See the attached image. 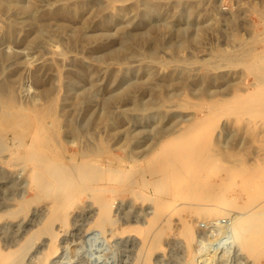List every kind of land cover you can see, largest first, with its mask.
I'll list each match as a JSON object with an SVG mask.
<instances>
[{
	"label": "bare ground",
	"instance_id": "bare-ground-1",
	"mask_svg": "<svg viewBox=\"0 0 264 264\" xmlns=\"http://www.w3.org/2000/svg\"><path fill=\"white\" fill-rule=\"evenodd\" d=\"M193 4L188 0H173L169 6L176 16L185 13L184 15L193 18L196 14V5L194 7ZM161 5L159 0H0V14L9 17L3 24L4 27H1L6 40L15 32L16 35H21L23 41H20L25 42L31 49L49 45L48 43L54 40H63L66 50L80 47L83 55H86L84 57L95 59L97 64L91 63L94 71L100 65L97 55L102 52L99 58L105 62V71L111 78V82L107 81L110 85L102 88L97 78L90 75L94 74V71L85 68L91 77L86 85L88 87L89 83V87H80L76 84L82 89H77L79 92L72 90L75 92L72 93L71 87L76 89V76L86 74L85 69L83 70L85 64L79 60L80 58H75L78 61L75 63L74 59L73 66H76V70L74 67L70 74L67 72L61 74V70H58L57 77L53 79L57 86L52 87L43 83L44 85L38 87L36 98L27 102L18 100L12 86L7 85L10 80L6 84L4 81L0 82V154L7 152V162L5 160L3 162L7 163L9 168H19L25 172L23 186L20 187L17 196L1 205L0 232L12 228L16 231H31L30 235H25L27 237L17 248L6 252L0 250V264H22L34 240L41 235H47L49 238L47 249L45 248L46 251L41 257L42 263L45 262L47 257L57 250L54 223H59L61 231L69 227L73 216L81 210L79 201L81 195L86 196L89 204H94L98 192L100 196L101 193H110L111 197H114L119 196L125 188L133 200L147 206L145 217L143 216L145 225L131 227L133 228L131 231L137 233L141 245L133 264H152L151 257L158 251L161 233L168 222L171 227H176L183 238L188 253L187 264L192 262L194 264L193 252L190 253V249L194 247L196 229H199L201 221L208 218L209 223H212L211 225L214 223L216 227L221 222L226 223L222 229L229 235V239L237 240V245L248 264H264V33H261L264 30V22H261L262 35L258 33L260 38L254 42L255 45L260 43V49L255 45L251 48L247 46L239 57L229 53L222 58L229 68L239 67L242 88L233 91L229 98L221 99L220 96H215L220 97L216 100L210 96V100L213 99L211 102L209 99L199 98L200 102L191 103L194 101L190 102L189 98L173 100V92L174 94L182 92L190 86L188 73L181 71L183 68H179L180 70L176 68L159 80H155L149 62L140 63L137 68H132V71L135 72L136 69L140 76L133 74L138 77L135 78L130 75V80L127 77L124 80V73L128 68H114L115 64L121 65L120 62L125 61L127 57L154 59L159 47L176 52L181 47L197 42L198 31L187 27L174 30V34L180 37L179 40L164 38L165 31L167 34L170 33L171 24L165 19L162 22L153 20L156 15L162 17ZM261 15L259 17L264 16ZM137 25L139 29H132ZM113 27L115 28L111 31L114 32L110 33ZM28 31L32 32L30 38L25 35L29 34ZM19 35L17 40L20 39ZM114 41H118V44L113 43ZM110 43L117 47H109ZM59 51L51 53L50 61L42 65L46 68L59 66L53 61L55 58L67 59L66 52ZM21 55L13 51L0 52V72L5 71L4 64L8 60H20ZM86 64L88 65L87 61ZM128 71L129 74L133 73L130 72L131 68ZM86 78L87 76L83 79ZM249 78L251 82L248 81ZM202 87L204 88V85ZM100 89L105 91L98 100L100 109L95 114L90 115L89 112L92 116L90 121L79 125L72 116H67L61 126L58 117L66 113L67 107L75 111L81 104L97 101L94 100L97 98L95 92ZM58 90L64 92L60 94ZM146 91L148 101L143 99V93ZM201 92L207 93L206 89H202ZM124 101L130 105L127 109L130 111L126 113L123 112ZM112 105H119L121 108L122 112H119L118 118L110 111ZM171 107L179 110L170 112L167 109ZM187 109L200 112L201 117H194L195 112L192 111L184 114L182 111ZM144 112L149 113V116L152 114L156 122L151 123L150 127L145 125V121L138 126L140 124L138 122L139 124L135 123L138 124L136 127L127 130L126 146L123 149L125 156L114 154L112 152L114 146H109L107 141L94 140L93 143H84L81 147L76 143V138L83 133V127L85 125L88 127V124L94 125L97 121L105 124L104 127L109 129L111 135L116 133L119 142L123 136L122 134L121 137L118 136L119 133L116 132L120 127V115H125V118L132 122L131 120ZM131 113L138 116L131 117ZM221 116H225L226 120L220 122ZM231 125L237 127L239 131L247 130L254 136L257 153L252 157L253 161L250 159L252 156L250 151L243 153L240 150L236 151V148L230 149L228 145L221 144L217 137L213 138L215 134L220 135L224 132L231 135L232 131L226 130ZM60 127L72 137L70 146L75 149L78 145V150L70 151L72 153L55 150L54 146L60 139ZM146 128L149 129L148 133ZM7 134L13 135L14 145L11 147L5 143ZM243 139L239 137L235 140L240 145ZM120 147L115 148L121 150ZM125 164L130 166L129 169L123 167ZM131 171L134 174L121 186L122 190L115 191L113 187H108L113 184L112 182L120 183L123 175ZM246 172L252 174L240 178L242 173ZM229 190L231 194L228 193ZM241 193L245 195V200L241 198ZM98 199L102 200L101 197ZM240 199L241 202H237ZM99 201H96L97 206ZM177 205L180 207L175 208ZM182 208L185 209L190 222L178 214L184 211ZM171 209L173 211L176 209V214L171 212ZM91 213L92 221L87 226L88 231L99 232L108 224L110 233L119 232L118 229L114 230L116 223L109 214L107 204L99 205L96 211L93 210ZM37 217L38 224L34 223ZM259 221L263 223L260 230L258 227L254 228Z\"/></svg>",
	"mask_w": 264,
	"mask_h": 264
},
{
	"label": "rangeland",
	"instance_id": "rangeland-1",
	"mask_svg": "<svg viewBox=\"0 0 264 264\" xmlns=\"http://www.w3.org/2000/svg\"><path fill=\"white\" fill-rule=\"evenodd\" d=\"M22 1H25V0H22ZM159 1L162 4L161 6H163L160 9V12L162 11L160 13L162 14V17L161 15H156L155 19H153V17L152 19L154 20V22H160V21L162 22L165 19V21L168 20L167 22L171 24V26L169 27L170 33L167 34V32L165 31L163 34L164 38L169 37L173 40H177V39L179 40L180 37L174 34L175 32L174 30L187 27L190 30L195 28L194 31H198L197 33L198 40L197 42H192L191 44H188L185 47H181L182 49L180 48L176 52H172L164 47H159L154 59H145V58L139 59L137 57L135 59V57L133 58L127 57L125 61L122 60L123 64L121 61L120 62L121 65L120 64L114 65V68L116 69L128 68L125 70L124 80H126L127 78L128 80H130L129 78L130 75L132 77H135L133 76V74H137V76L139 77L140 75L138 72H136V69H135V72L132 70L134 68H137L140 63L149 62L151 70L153 74L155 75V80L162 79L167 74L169 75L171 72L176 70V68H178V70L183 68L181 69V71L184 70L182 71V73L189 74V76L187 74L188 81L190 84V86H188L189 90L187 88V89L182 90V92H175V94L173 92L172 93L173 100L181 101L182 99L189 98L190 102L191 100L194 101L191 103H195V102L198 103L200 102L201 99L206 98L210 100L211 98L210 96H212V98L216 100L220 99V97L221 99H225L226 97L227 98L231 97L233 94V91L235 92L237 89L242 88L243 85L240 83V78L242 77L241 76L242 74H239L238 72L239 67L235 69L232 67L229 68L227 66V63H225L222 60V58L225 56V54L227 55L229 53H234L236 57H239L243 51H245L248 47L251 48V46L255 45V43L259 40L260 36L262 35L260 34V31L263 30L262 29L263 24H261V22L262 23L264 22L263 21L264 16H262L264 15V0H188L189 2L191 1V4L194 3L193 4L194 7L196 5L195 7L196 14L195 16H193V18L192 16L189 17V15L187 14L184 15L185 13L180 14L179 15L180 17L176 16V13L173 12L169 6V4L173 0H159ZM170 13L173 14L172 17ZM174 14H175V17H174ZM260 14H262L261 16L263 17V19H261L262 17H259ZM3 16H4L3 14H0V32L1 33L3 32L1 31L3 30L1 29V27L3 28L4 27L3 24H5V22H7L9 19V17L7 18L6 16L4 17ZM152 19L150 20L153 21ZM60 20L61 18L58 19V21ZM198 25H203V26L199 28L197 27ZM137 26L132 27V29H139V25ZM114 28L115 27L111 28L109 32L113 33L114 31L112 32L111 30ZM1 33H0V52L12 53L13 51L16 53H20V55L22 53L21 59L20 58L19 59L21 60L23 64L22 63L20 64V60L18 59H13L16 62L19 61V63L17 62L18 64L14 63V61L10 59L11 61L8 60L4 64L5 71L3 72L1 71L2 74L0 72V82L4 81L6 84V82L10 80L9 83H7V85L9 84V86L10 85L12 86L10 87L14 90L20 102H27V101H30L31 99L32 100L35 99L39 91V88L44 84H48L52 87L57 86V83L55 84V82H53V79L57 77V74H56L57 71L61 70L60 71L61 74H66V72L72 73L73 72L72 70L74 69V67H75L74 70H76V66H73L74 62L75 61H76L75 63L78 62L77 59L75 58H78V59L80 58L79 60H81L85 64V65L83 64L85 66L83 70L85 68H89L88 70L93 72L94 68L93 66H91V63H94L95 65L97 64L96 61H94L95 59L92 60L90 58L84 57L86 55H83L80 47L78 48L76 47L72 50L70 49L66 50L64 47L63 40L62 41L54 40V41L49 42L48 43L49 45L46 44L43 47L38 46L40 48L36 47L34 49L33 48L31 49L27 47L25 42H22L23 40L22 38H20L21 35H19L18 33L17 34L19 35V38H20L19 40L16 39L18 35H16V33L14 32L11 38H7L9 41L6 40V38L3 36V33L1 36ZM28 33L29 34H25L26 37L29 36L30 38V34L32 37V32L28 31ZM258 33L260 34V36ZM261 33H264V30ZM256 35L259 37H257ZM14 36L15 38H13ZM117 42L118 41H114L113 43H117ZM113 43H110L109 47L110 46L111 48L117 47ZM255 46L257 49L261 48L260 43ZM54 49L57 51H55ZM59 50L62 52L63 51L66 52L65 54L67 55V59L62 60L61 58H58V57L55 58V60L53 61L57 62L59 66H53V68H48V66L46 68L45 66L42 65V64H45L46 61L47 62L50 61L51 53H57ZM79 50L83 56L81 55ZM100 53H98L97 55V59H99L100 61L98 63L100 65H98L99 67L97 66L98 67L97 70H96L97 67L95 68L96 71H94V74L90 72L91 73L90 75H93L95 79L97 78V82L99 86H101L102 88H106L110 85L111 78L109 77L110 75L105 71V68H104L105 62L102 59L100 60L101 58L100 55H102V52ZM94 56H95L94 58H96V54ZM69 57L70 59H68ZM219 57L222 61L219 59ZM86 61L88 62L89 66L86 64ZM130 68H131L130 72H133L132 74L131 73L129 74L128 70ZM90 69H93V70H90ZM88 70L86 69L84 70V72H86L85 75L81 74L79 76H76L77 77L75 79L76 89L75 88L72 89L71 87L70 91L72 93H75L76 91H78L77 89L81 90L82 88L80 87L82 86H84L85 88L87 87L86 86L87 82H89L91 78L88 75L89 73ZM105 72L107 74H105ZM80 76H81V79H80ZM84 76L85 77L87 76V78L83 79L85 78ZM137 76L135 78H138ZM209 78H210V81H209ZM37 79H39V82L37 81ZM77 79H79V81H77ZM107 81H110V82H107ZM248 81L251 82L250 78L248 79ZM202 82H204V84ZM76 84L80 87H78ZM197 84L200 87H198ZM206 84L208 87L206 86ZM229 84L231 85L229 86ZM203 85H204V88L202 87ZM88 87H89V83H88ZM197 87L198 89H195ZM199 89L200 91H197ZM202 89L204 90L206 89L207 93L203 94L201 92ZM72 90H74L75 92ZM103 91H104L103 89L96 91L99 94L95 92V96H97V98L95 97L94 100H97V101L95 102L93 101L88 104L84 103L85 105L81 104L80 105L81 107L79 106L78 109H75V111H73L74 109H72L71 107H67V105H64L65 108L67 107L65 109L66 113L58 117V121H60L59 123L61 124V126L65 123L64 121L67 118V116L68 117L72 116L75 122L79 125L83 124L85 121L86 122L90 121L92 118V116L90 115L93 113L95 114L100 109L98 100L101 98V96L104 95L105 91L104 92ZM58 92L61 94L64 91L61 92L58 90ZM58 92L56 91V93ZM215 96L216 97L220 96V97L216 98ZM147 97H148V92L146 91L143 93V99L145 101H148L149 98ZM199 98L201 99L199 100ZM211 101H213V99L210 100V102ZM173 102L174 101H172V104H174ZM89 104L91 105L89 106ZM122 104L121 105L124 107V108L122 107L123 112L124 113L129 112L130 110H127L130 108V105L128 104V102L126 101L125 103L124 101L122 102ZM119 107H120L119 105L117 106L112 105L110 108L111 113L114 116H116V118H118L117 115H119V112L121 111V108ZM162 110L165 113V108H163ZM167 110L170 112H175L177 108L171 107ZM191 111H192L191 109L189 110L187 109L182 112H184V114H187ZM89 112H90V115H89ZM148 112L151 113L153 111H148ZM193 112H195L193 114L194 117H198V116L201 117L200 112L192 111V113ZM148 114L149 113L144 112L143 114L139 115L140 116L139 118L138 115H136L138 116L136 117V116H133V113H131V117H136L134 118V120H131L132 122L127 120L125 118V115L124 116L120 115V120H121L120 127H119V130L117 129L116 132L119 133L118 136L119 135L120 137L122 135L123 136H122L121 141L119 142L117 139V134L114 133L113 135H111L108 132L109 129L104 127L105 124L103 125V123L99 121H97L96 124L94 125L88 124V127L87 125H85L83 127L84 129L83 133L76 138L78 142L76 141V139L75 141L79 145V147L84 145V143L91 144L94 142V140L107 141L106 143L109 146H114V148L121 146L120 148L122 152L121 150H116V148L115 149L112 148V152L114 154H117L119 156H125V152L123 155V149H125V146H126L125 136H126L127 130L129 128L133 129V126L138 125L139 123L140 124L138 126H140L144 121H145L144 122L145 125L146 124L149 125L147 127H150L151 123L153 124L156 122L155 118L151 116L152 114L150 115L151 117ZM224 117L225 116H221L220 119L218 118L219 121L220 122L225 121L226 117L225 118ZM148 118H153L154 120L148 119ZM229 121L231 120L229 119ZM135 123H138V124H135ZM236 128L237 127L233 125L228 126L226 130L232 131L234 134L231 132V135H229V133L224 132V133H221L220 135L215 134L213 138L217 137L221 144L223 143L224 145H228L230 149L236 148L235 149L236 151L240 150L243 153L251 152L252 156L250 157V159L251 161H253L252 157H254V154L257 153L256 151L257 144L255 143L256 140L254 139V136L250 135V133H248L247 130L239 131ZM63 130L64 129L60 127V131H61L60 139L57 145L54 146L55 150L60 151V152H67V153H72L70 151L78 150V145H77V148L75 149L70 146V141L72 140L71 139L72 137L69 134H67L66 131L63 132ZM147 130L149 129L146 128V131ZM236 131L239 133H237ZM239 137H242V139L244 138L242 143H240V145L239 143H236V140H235ZM5 139H7L5 140V143L8 146L11 147L14 145V139H13L12 134H7ZM245 150L247 152H244ZM242 152L240 153L242 154ZM7 159H8L7 152L0 154V203H1L0 209H1V205L7 202V200L15 198L17 196L18 191L23 186L22 182L25 177V172L23 170L21 171L19 168L17 169L9 168L10 166L7 163H5L7 162L6 161ZM4 160L5 162H3ZM126 165L127 164H125V166L123 167H127L129 169L130 166L129 165L126 166ZM133 174L134 173L132 171L126 172L123 175L122 177L123 179L120 183L112 182L113 184L109 185L108 187H113L115 191H120V189L122 190L121 186L123 184H126L127 180L131 176H133ZM250 174L252 173H247V172L242 173L240 178H246L248 177L247 175L250 176ZM124 190L125 191L123 192L121 191L119 193V196L111 197L110 193H101V196H100L98 192L97 197H96V201H99L98 199L99 197H101L102 199L100 201H102L103 203L99 201L100 202V203L98 202L99 205L107 204L109 206V214H111V217H113L114 222L116 223L114 226L115 227L114 230L115 229L119 230V232L115 231L117 234L116 233L114 234V232H113L114 235L110 233L111 229L108 224H106L105 228L100 230L99 232L98 231L91 232L87 230V226L89 225L90 221H92L91 212L93 210L96 211V208L99 207V205L98 206L96 205L97 204L96 201L94 204H89L86 196L81 195L79 199L80 204H81V210L78 213H76L75 216H73L72 223L68 225L69 227L64 231H61V228H60L61 226H58L59 223L57 222L54 223V233H56L55 243L57 246L56 252L48 256L46 261L42 263L41 257L43 256L44 252L47 249L46 247L47 240L49 238L47 235L38 236L36 240H34L35 242L32 245V248L28 252V255L26 256L22 264H133L138 252L141 249L140 247L141 245L139 244L140 240H139L137 233L135 231H131L133 229L131 227L132 226L143 227L145 225L144 224V219H145L144 217H145V210H146L145 207L147 206L146 204H141L137 200H133L132 196L127 191V189L125 188ZM228 193L231 194V190H229ZM240 195L242 196L241 198L245 200V195L243 193H241ZM228 196L230 195L228 194ZM237 202H241V199L237 200ZM178 206L179 205H177L175 208H178ZM175 210L173 211L171 209V212H174L176 214ZM184 211H180V213L178 214L181 217H184V219L187 222H190V219L187 216L186 211L185 212ZM143 212H144V215H143ZM177 212H178V209H177ZM170 214H173V213H170ZM38 220L39 219L37 217L34 223L38 224ZM202 222L209 223L210 219L208 218L207 220L201 221L199 229L198 230L196 229L195 241L193 243L194 247L190 249V253L193 252L194 259L192 260L195 261L194 264H248V262H246L245 260V256L243 255V252L237 245V240L229 239L228 237L229 235H227V233H225V231L222 229L224 228L226 224L225 222H221L219 225H217V227L215 226L214 223L213 225H211L212 223L204 225L206 223H202ZM168 223L166 224L170 226V224ZM166 224L164 227L165 229H163V232L161 233V240H160L158 251L157 253L153 254V256L151 257V260H152L151 263L152 264H187L188 253H186L187 251L185 249L186 247L184 245L183 238H181L180 233L176 229V227H173V226L169 227V226H166ZM262 225L263 223L259 221L256 223L254 228L257 229L258 227V229L260 230L262 228ZM218 226L219 227L221 226L220 227L221 229L218 228ZM19 231H16L15 228H12V230H3L0 232V250L1 251L6 252L8 250H13L17 248V246L21 244L20 242L23 241L24 238H26L31 233V231H28L29 233L24 232L22 230H19ZM11 232L13 234H11ZM219 232H220V235H219ZM223 232H224V235L222 236ZM100 233L101 235H99ZM224 237H227V239Z\"/></svg>",
	"mask_w": 264,
	"mask_h": 264
}]
</instances>
